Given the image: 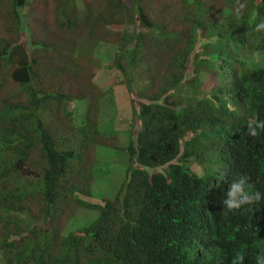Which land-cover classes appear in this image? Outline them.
Here are the masks:
<instances>
[{
    "label": "trees",
    "instance_id": "16d2710c",
    "mask_svg": "<svg viewBox=\"0 0 264 264\" xmlns=\"http://www.w3.org/2000/svg\"><path fill=\"white\" fill-rule=\"evenodd\" d=\"M30 2L0 0V264H232L237 254L257 264L264 129L253 125L259 135L249 136L247 123L264 121V31H255L264 0H241L239 22L230 14L236 0H178L176 20L156 0H43L53 32L42 36L21 13ZM113 24L131 30L120 38ZM98 36L117 44L102 68L122 71L128 125L138 128L115 197L94 201L88 144L104 136L84 59ZM136 66L146 71L140 92L131 86ZM59 109L81 120L71 134L46 124ZM205 128L221 169L201 174ZM242 177L261 199L225 211L221 201ZM81 207L95 216L63 232Z\"/></svg>",
    "mask_w": 264,
    "mask_h": 264
},
{
    "label": "rangeland",
    "instance_id": "374dc122",
    "mask_svg": "<svg viewBox=\"0 0 264 264\" xmlns=\"http://www.w3.org/2000/svg\"><path fill=\"white\" fill-rule=\"evenodd\" d=\"M150 1V0H149ZM154 1V0H152ZM162 2L164 6H169L171 11L168 12L166 18L176 20L178 17L177 9L179 12L178 0H156ZM46 2V0H45ZM43 0H32V2L21 7V13L26 19L28 32L34 35H44L47 32H53L52 19L50 18L49 5L45 4ZM177 8V9H176ZM179 20V19H178ZM181 26V22L177 23ZM112 30H116L121 38L122 34L131 30L130 25L120 26L118 24L111 25ZM122 46L129 45L130 40L127 37L121 39ZM85 43H90L85 40ZM91 55L89 59H84L90 62V66L94 69V80L99 87L101 115L100 130L104 136V142L98 143L95 146L88 144L90 163H94L93 171L95 174L91 180V195L86 198H91L94 201L102 200L103 198L113 199L125 179L127 166L130 161L129 151L127 149L130 136L138 127H131L128 125L127 119L129 118V111L131 112V104H129V95L126 91L122 71L115 68H102V65L107 60H111L115 55L116 45L109 40H104L101 36L95 37L92 40ZM119 46V45H118ZM92 58L90 59V57ZM88 63V62H87ZM146 71L141 66H136L135 73H131V86L135 92H140L142 84L139 78L145 77ZM12 84L10 85V89ZM13 89L16 90L15 86ZM136 100L140 99L138 94H134ZM138 97V98H137ZM51 116L45 118L46 124L56 134L65 136L73 132V127L77 126L81 120L78 117H71L65 114L61 109ZM75 125H74V124ZM128 126V127H127ZM202 140L205 142V147L209 149L210 159L203 160L202 172L205 174L207 171H220L221 157L218 149L213 144L215 135L208 128L204 129L201 133ZM202 142V141H201ZM191 164H196V158L191 159ZM182 163V162H181ZM187 164V163H185ZM184 164V165H185ZM95 211L81 207L76 210L75 214L70 217L64 226V231L67 232L71 228L76 227L83 221L91 219L95 216Z\"/></svg>",
    "mask_w": 264,
    "mask_h": 264
},
{
    "label": "clouds",
    "instance_id": "9594fccd",
    "mask_svg": "<svg viewBox=\"0 0 264 264\" xmlns=\"http://www.w3.org/2000/svg\"><path fill=\"white\" fill-rule=\"evenodd\" d=\"M247 9L246 3H241V0H236L233 9L231 10V15L233 18L239 22L244 16V12ZM255 31L261 32L264 31V21L255 25ZM249 132L248 135L256 137L259 135V132L256 130V125L259 129H264V121H257L250 119L247 123ZM229 199L222 200L221 202L227 204L228 208L225 211L229 210H240L243 205L253 204L254 202H259L261 197L259 192H253L252 195H249V192L246 191V179L240 178L238 182L231 184V191L227 193ZM242 197V198H239ZM245 256L244 254H237L232 261V264H244ZM257 264H264V257H256Z\"/></svg>",
    "mask_w": 264,
    "mask_h": 264
}]
</instances>
